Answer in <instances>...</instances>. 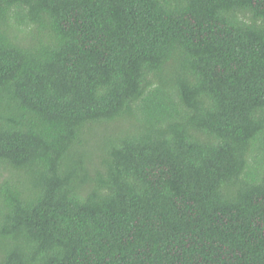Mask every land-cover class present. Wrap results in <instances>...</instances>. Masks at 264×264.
<instances>
[{
  "label": "trees",
  "instance_id": "1",
  "mask_svg": "<svg viewBox=\"0 0 264 264\" xmlns=\"http://www.w3.org/2000/svg\"><path fill=\"white\" fill-rule=\"evenodd\" d=\"M0 264H264V0H0Z\"/></svg>",
  "mask_w": 264,
  "mask_h": 264
}]
</instances>
